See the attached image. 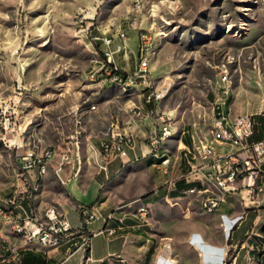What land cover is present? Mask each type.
<instances>
[{
	"label": "rangeland",
	"instance_id": "1",
	"mask_svg": "<svg viewBox=\"0 0 264 264\" xmlns=\"http://www.w3.org/2000/svg\"><path fill=\"white\" fill-rule=\"evenodd\" d=\"M118 30L129 32L136 44L128 46L125 72L136 63L140 33L151 35L149 68L160 97L147 110L136 106L143 102L139 91L122 90L100 71L90 77L103 48L92 37H117ZM223 85L231 114L255 121L264 113V0H0V205L19 184L17 152L69 146L70 135L102 132L111 122L121 129L128 125L124 120L135 118L149 130L151 119L163 115L175 132L161 148L168 166L175 157L179 161V131L184 127L196 142L207 140ZM148 135L136 138L146 142ZM167 170L149 157L127 173V188L135 189L129 197L148 203L150 256L161 251L159 263L198 264L192 248L199 246L198 238L204 246L223 247L224 261L243 243L255 253L250 264H257V255L264 254V198L242 204L237 196L233 207L242 217L248 212V219L259 217L246 233L244 222L227 235L219 212H204L193 196L168 194ZM178 174L175 166L171 178ZM158 175L159 185L151 191L149 181ZM200 251L202 260L214 256Z\"/></svg>",
	"mask_w": 264,
	"mask_h": 264
},
{
	"label": "built area",
	"instance_id": "2",
	"mask_svg": "<svg viewBox=\"0 0 264 264\" xmlns=\"http://www.w3.org/2000/svg\"><path fill=\"white\" fill-rule=\"evenodd\" d=\"M140 2L135 1V9H140ZM94 43L100 42L103 48L100 50L102 59L99 61L97 69L90 77H94L97 71L105 74L108 80L121 79L125 82H135L139 84L140 94L146 103L155 102L160 97V93L154 89L151 79L148 53L146 44L151 43V35L141 32L139 43L136 48L137 60L130 72H125L115 61V55L127 53V35L124 31H117V41L114 42L113 35H95L92 37ZM99 40V41H97ZM227 75L223 74L221 80L225 81ZM220 101L212 113V123L209 128L207 140L198 138L195 142L198 146V153H190L187 148V170L180 174L177 179L167 183L171 189L178 191L179 195L193 193L195 196H203L206 202L207 213L210 210H217L222 204L228 203L237 193L245 204V200L260 202L264 198V134L258 140H250L254 134V127L257 124L248 115H233L225 108L228 96V88L221 86ZM156 129L147 136V153H158V146H161L166 139L175 132L172 126L165 120L163 115L155 117ZM113 129L108 137L101 142L104 154H108V148H115V155L124 156L126 147L133 148L136 143V135L130 131L120 129L112 125ZM77 148V146L75 147ZM70 147L65 148L58 154L54 148L45 147L40 151L28 148L16 153L17 171L16 175L20 183L7 196L4 201H11L18 209L15 230H22L23 241L26 244L38 245L42 247L59 248L64 247L65 257L76 251L86 252L90 245V239L95 234L112 235L115 233L113 227H102L97 231H88L84 227L71 228L68 226L64 216L51 206V211L39 214L32 208V202L40 186V179L45 175V168L49 167L55 159V173L63 168L65 164L76 162V156L71 160ZM57 156V158H56ZM168 159H161L158 169L167 170ZM77 171V170H76ZM180 180L183 186L176 188L175 182ZM206 181H217L219 193H212L206 188ZM244 191V194L241 192ZM24 201L27 204H24ZM141 212L146 209L141 207ZM84 212V209H83ZM0 215L4 216L2 212ZM115 218L113 212L103 215L99 212L91 211L83 214V222L86 224L91 220H104L107 222ZM241 215L229 217L221 214L220 225L222 231L231 233ZM7 251L12 256L14 249L20 246L13 242L7 243ZM3 261V259H0Z\"/></svg>",
	"mask_w": 264,
	"mask_h": 264
},
{
	"label": "crops",
	"instance_id": "3",
	"mask_svg": "<svg viewBox=\"0 0 264 264\" xmlns=\"http://www.w3.org/2000/svg\"><path fill=\"white\" fill-rule=\"evenodd\" d=\"M126 34H128V46L134 48L136 45L134 38L129 32ZM116 41L117 37H114V42ZM115 61L127 71L130 69L131 55L129 53L125 55L120 54V56L115 55ZM134 62L135 60L133 64ZM134 90L139 91V89ZM138 96L142 97L141 94H138ZM141 105L146 110L151 106L144 99L142 103L140 102L136 106L141 107ZM144 117L146 122L148 116L145 115ZM124 121L128 122V125L121 129L130 131L137 137L150 135L157 126L155 118H152L151 122L148 123L149 130L145 125L137 123L138 121L135 118ZM112 125L118 126L111 122L110 128L108 130L102 129V132L85 131L82 133V131L77 129L76 131H79V135H70L69 146L66 145L62 148L59 145L51 147L55 149L57 154L65 148L70 147L71 160L73 161L77 156L79 163L71 162L65 164L61 170L55 173L56 162L54 159L51 165L46 167L45 175L40 179V186L31 205L39 214L46 208L54 206L64 216L68 226L71 228L84 227L88 231L93 232L106 226L113 227L115 233L112 235L105 233L92 235L86 252L76 251L70 256L65 257L64 247H42L24 243L21 237L13 233L11 220L0 215V259H3V261H0V264H162L157 261L158 255L162 253L161 251L155 256H150L151 246H149L150 239L147 235L148 221L145 217L146 212L139 210L141 207L146 209L148 203H143L139 198L129 197L135 192V189L131 190L127 188V182L129 181L127 173L134 164L140 159L147 160L149 157L152 162L154 161L153 165H159V161L153 159L147 153L146 142H143L141 139H136L133 148L126 147V154L122 157L115 155V153L104 154L101 142L108 137L109 132L113 129ZM172 136L169 138H172ZM195 142L193 133H189L184 127L179 131L177 138L178 151L176 152L177 154L175 153V156L179 155V161L175 157L173 163L168 166L169 171H164L166 173L163 174V178L166 183L177 179L181 173L187 170L186 158L183 155L184 148L193 149L196 146ZM76 146L77 148H75ZM162 150L164 151L165 149ZM175 166L179 174L171 178V171ZM159 178L160 175L149 181L151 191H154L159 185ZM52 183L56 185H51ZM168 187L171 190L170 186ZM138 188V195H141V186L139 185ZM244 193V191L241 192V194ZM237 196H240V194L237 193L228 200V203L222 204L216 210L219 212V218L221 214H226L229 217L242 214V210L233 207ZM177 197L175 196V198ZM247 201L245 200L244 203ZM249 202L253 204L255 201ZM240 203L243 204L241 199ZM24 204L26 205L27 202L24 201ZM83 209V214L86 211L99 212L103 215L113 212L115 218L107 222L102 219L91 220L85 224L83 222V215H81ZM248 213H245V216L238 221L232 229L231 235L244 222L246 224L244 225L242 234L246 233L259 217L257 215L252 217L250 215L248 219ZM196 239V241H199V246L192 248L197 254L198 264H224L225 249L223 247L204 246L198 238ZM231 239L234 241L232 237ZM8 242H13L20 246L17 254L9 255L6 248ZM246 243L247 247L249 245L252 246L249 242ZM200 249L209 254L213 253L214 256L202 260ZM257 257V264H264V254L261 258L258 255ZM250 258L255 259V253L246 249L242 243L229 264H250Z\"/></svg>",
	"mask_w": 264,
	"mask_h": 264
},
{
	"label": "bare ground",
	"instance_id": "4",
	"mask_svg": "<svg viewBox=\"0 0 264 264\" xmlns=\"http://www.w3.org/2000/svg\"><path fill=\"white\" fill-rule=\"evenodd\" d=\"M140 8H141V6H140ZM150 45H151V43L146 44V53L148 52ZM109 82L117 85L119 88H121L124 91H126L128 89H136V87H139L138 83L125 82V81H122L121 79H112V80H109ZM144 101H145V99H144ZM189 152L190 153H198V146L196 145L193 149L189 150ZM108 153L114 154L115 148H108ZM149 155L153 159L158 160L159 161L158 164L160 163L161 159H168L169 158L168 155L166 154V152H164L162 150L161 146H158V153H149ZM183 155L186 158V162H187V150H184ZM45 171H46V168H45ZM206 188L210 189L212 191V193H219V184L217 183V181H206ZM184 195L194 197L193 193H184ZM194 198L199 202L200 208L204 212H207V206H206L205 200H203V196H195ZM49 211H51V207H48L45 210H43V212H49ZM214 211L215 210H210V211H208V213H211ZM0 212H2V214H4L7 219L11 220L13 233H15L16 235L21 237V239H23L22 230H15L16 220H13V219L18 218V209H16V207L14 206V203L11 201H4V204L0 205ZM225 233L227 234V232H225ZM17 253H18V249H14L12 252V254H17ZM165 261H166V259L162 260L161 263L163 264V263H165ZM168 262H170V261L168 260Z\"/></svg>",
	"mask_w": 264,
	"mask_h": 264
},
{
	"label": "trees",
	"instance_id": "5",
	"mask_svg": "<svg viewBox=\"0 0 264 264\" xmlns=\"http://www.w3.org/2000/svg\"><path fill=\"white\" fill-rule=\"evenodd\" d=\"M255 122L257 124L254 127V134L250 137V140L251 141L252 140H258V139H260L263 136V134H264V113L261 114V115H258L256 117ZM181 186H183V182L180 181V180H177L175 182V187L176 188H179ZM168 194H170L173 197L179 195L178 191H176L174 189L169 190ZM81 215H83V210L81 211ZM260 231L262 232V236H264V227ZM261 256H259V257L261 258ZM231 261H232V259L231 258H228V259H226L224 261V263L225 264H229Z\"/></svg>",
	"mask_w": 264,
	"mask_h": 264
}]
</instances>
